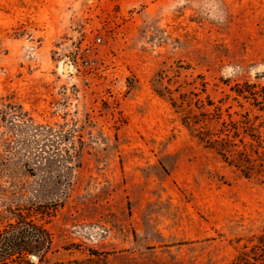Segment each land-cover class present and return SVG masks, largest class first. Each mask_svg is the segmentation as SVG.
<instances>
[{
    "label": "rangeland",
    "instance_id": "rangeland-1",
    "mask_svg": "<svg viewBox=\"0 0 264 264\" xmlns=\"http://www.w3.org/2000/svg\"><path fill=\"white\" fill-rule=\"evenodd\" d=\"M46 126L82 149L30 264H228L264 230V0H0V230L50 202Z\"/></svg>",
    "mask_w": 264,
    "mask_h": 264
},
{
    "label": "trees",
    "instance_id": "trees-1",
    "mask_svg": "<svg viewBox=\"0 0 264 264\" xmlns=\"http://www.w3.org/2000/svg\"><path fill=\"white\" fill-rule=\"evenodd\" d=\"M39 129L51 141V146H47L51 147L49 149L52 151L49 150L46 153V163L42 167L48 173L42 177L38 189L35 190V199H49L50 202L37 203L35 201V203L16 209L15 220L0 230V263L2 264H30L29 256L35 255L38 259L40 258V255L51 244L52 239L49 231L39 224L33 215L37 211L48 214L62 205L57 191L61 196L66 197L65 192L72 185L70 172L80 165L78 160L82 148H74L75 152H71L69 148L62 149L57 145L58 140L69 142L71 133L56 132L47 126L39 127ZM80 144L83 145L82 142ZM56 164L60 168L58 172L53 171V166ZM61 167L64 168V171L61 170ZM228 264H264V230L252 236Z\"/></svg>",
    "mask_w": 264,
    "mask_h": 264
},
{
    "label": "bare ground",
    "instance_id": "bare-ground-1",
    "mask_svg": "<svg viewBox=\"0 0 264 264\" xmlns=\"http://www.w3.org/2000/svg\"><path fill=\"white\" fill-rule=\"evenodd\" d=\"M64 72H65V73H68V72H69V68H68V66H67L66 68L64 67Z\"/></svg>",
    "mask_w": 264,
    "mask_h": 264
},
{
    "label": "water",
    "instance_id": "water-1",
    "mask_svg": "<svg viewBox=\"0 0 264 264\" xmlns=\"http://www.w3.org/2000/svg\"><path fill=\"white\" fill-rule=\"evenodd\" d=\"M67 67V65H65V68ZM32 259L35 261V260H37V256H35V255H33L32 256Z\"/></svg>",
    "mask_w": 264,
    "mask_h": 264
},
{
    "label": "built area",
    "instance_id": "built-area-1",
    "mask_svg": "<svg viewBox=\"0 0 264 264\" xmlns=\"http://www.w3.org/2000/svg\"><path fill=\"white\" fill-rule=\"evenodd\" d=\"M100 41V40H99ZM86 64H93V62L91 60H87Z\"/></svg>",
    "mask_w": 264,
    "mask_h": 264
}]
</instances>
